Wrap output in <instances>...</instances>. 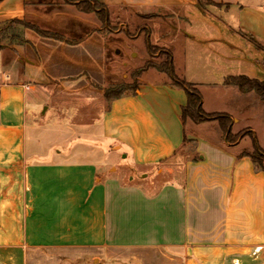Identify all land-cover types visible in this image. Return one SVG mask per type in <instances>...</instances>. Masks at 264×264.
I'll return each instance as SVG.
<instances>
[{"label": "crops", "instance_id": "0c3cea01", "mask_svg": "<svg viewBox=\"0 0 264 264\" xmlns=\"http://www.w3.org/2000/svg\"><path fill=\"white\" fill-rule=\"evenodd\" d=\"M97 1L110 13L157 14L143 17L154 21L148 35L155 33L166 44L169 32H158L163 21L197 23V32L186 35L213 63L220 68L242 63L245 71L199 72L184 79L200 89L207 113L228 114L233 134L247 133L231 143L217 120L185 124L187 92L171 78L142 76L136 92L114 99L98 124L103 141H112L110 150L93 146L85 157L59 150L36 160L29 146L33 93L50 78H68L58 72L65 62L82 66L71 78L93 74L96 66L101 68L94 51L87 48L84 58L68 46L91 43L105 52L109 38L95 32V18L74 20L65 33L40 25L76 16L70 4L79 10L69 1L52 8L46 0H0V264H27L28 251L44 247L86 248L98 254L94 260L100 264H264V169L251 156L256 147L264 151V98L226 84L228 77L239 75L264 80V49L257 45H264V0H256L253 8L252 0L249 6L242 0H212L216 4L206 7L198 0ZM222 11L242 14L233 21L217 14ZM15 19L63 35L74 32L79 40L19 30L11 24ZM101 22L104 32L110 23ZM58 51L60 60L49 67L48 57ZM123 148L131 161L127 180L133 188L108 177L103 168L112 151ZM99 152L104 155L95 159ZM117 187L135 191L129 194L134 229L115 222Z\"/></svg>", "mask_w": 264, "mask_h": 264}, {"label": "rangeland", "instance_id": "374dc122", "mask_svg": "<svg viewBox=\"0 0 264 264\" xmlns=\"http://www.w3.org/2000/svg\"><path fill=\"white\" fill-rule=\"evenodd\" d=\"M66 1L46 0L48 5H55L52 8H63L62 6ZM242 2L249 6L250 0L248 2L242 0ZM252 2L251 8H253L256 0H252ZM70 10L76 16H58L55 22L49 25H40L46 29L65 33L68 24L73 23L74 20L80 22L79 20L82 17L95 18L97 22L95 32L104 33L105 36L108 35L109 45L105 52L101 46H94L91 43L79 47L68 46L72 48L74 53L79 54V57L85 56L84 58H86L87 54H83V52L87 48L94 51L98 61L96 63H100L101 68L96 66V71L93 69L95 71L93 74L91 72H79L78 76L71 78L73 74H77L82 66L68 65L63 61L66 64L62 63L63 66H60L58 72H64V75L70 76L62 82L61 80L50 78L49 82L42 84L45 85L43 88H38L33 93L29 114L31 138L29 146L32 152L35 151L33 155H35L34 158L36 160L49 159L57 154L59 150L66 155L73 154L78 157H85L87 149L93 146L101 149L100 147L105 145V149L110 150L111 145H113L112 141L107 140V142H104L98 127L102 115L110 108L111 104L105 98V92L109 89L122 90L125 88L130 91L134 86H137L135 88L137 89L142 76L145 79L156 81L169 80L170 77L166 73L153 67L146 72H136L145 68L148 62L156 65L161 64L166 60L168 52H172L175 71L182 78H186V76L195 78L200 74L199 72H235L241 74L240 72L245 71L244 66L241 65L242 63H235L229 68H223V66L220 68L219 65L213 63L207 52L203 51L201 46L192 40L193 38L186 35L188 30L197 32V23L190 24L187 20L183 21L179 18L176 21H163L161 23L162 27L158 29V32L160 31L161 34H163V31L169 32L170 41L166 44L158 42L159 40L155 33L149 38L150 27L155 29L154 21L151 22L143 17L150 19L156 17L157 14L155 13L139 16L136 12L115 10L110 13L111 23L109 28L108 26L104 27L103 32V25L98 15L80 13L73 4H70ZM217 14L236 21L242 13L222 11L217 12ZM171 22L175 23L177 29H173ZM19 30H22V28H19ZM64 36L66 42L79 40V37L74 32ZM148 38L151 48L148 46ZM63 48H67V45H64ZM256 50L258 51V49ZM60 58V51L52 53L48 57V66H53L56 62L55 60H60ZM53 69L48 68L47 70L56 72ZM34 104L36 105L34 106ZM203 130L200 129L199 131L205 133ZM126 153L127 151L124 148L112 151L110 159L107 158L103 168L106 170L108 177L118 179L125 186L133 188L134 185H129L127 180L131 172L128 168L131 161L125 157ZM103 155L100 152L95 153L94 158L96 159L97 156L102 157ZM130 175L137 178L134 172ZM139 182L146 183L144 179H140ZM134 192V189L130 188L123 189L121 192L118 187L114 191L117 199L115 222L124 227H132V229H134L133 226L136 222V213L133 205L134 201L129 194ZM124 208L126 211H123ZM133 233L127 234V236L131 237ZM95 255L98 256V254L86 248H34L28 251L27 264H100L99 259L94 260ZM102 258L106 259L105 256ZM108 261L114 262L111 259Z\"/></svg>", "mask_w": 264, "mask_h": 264}, {"label": "trees", "instance_id": "16d2710c", "mask_svg": "<svg viewBox=\"0 0 264 264\" xmlns=\"http://www.w3.org/2000/svg\"><path fill=\"white\" fill-rule=\"evenodd\" d=\"M67 1L76 4L79 11L84 13L95 12L98 15V17L101 19V21H103L105 24L111 23V15L109 12V8L106 4L101 3L97 0H67ZM198 2L202 7H206L210 4L212 5L216 4L212 0H198ZM11 24L14 26L16 25V28L20 27V28L31 29L43 37L53 38L61 41L66 40L63 34L51 30L43 29L37 24H34L26 20L15 19L11 22ZM7 28L8 27H5V30H7ZM147 41L149 48H151V45L149 43V38ZM257 45L258 47L264 49V45L261 44H257ZM151 67L156 68L163 73H166L171 78L173 84L176 87L182 88L187 92L188 103L183 108V113H182V120L185 124L189 120L193 121L196 124L217 120L219 121L225 135L227 136L228 141L231 143L238 141L241 137L246 135L247 132H241L240 134H233L232 119L228 114L207 113L204 110L203 96L200 89L195 84L188 82L184 78H181L176 73L172 52H168L166 54V60L161 64L156 65L148 62L145 68L140 69L136 72H145L151 69ZM226 84L238 86L244 92L256 91L264 98V80L250 78L246 75H239V76L228 77L226 79ZM136 87L137 86H134L130 91H128V88L122 90L109 89L105 92V98L109 100L112 104L114 99L119 98L126 93L129 92L135 93ZM251 156L253 157L256 164H258L264 169V151L261 150V148L256 147L255 151L253 152V154H251Z\"/></svg>", "mask_w": 264, "mask_h": 264}]
</instances>
